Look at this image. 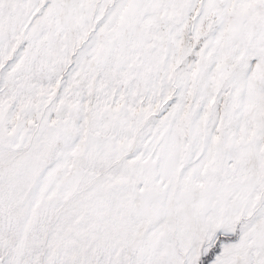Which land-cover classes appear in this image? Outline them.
Masks as SVG:
<instances>
[{
	"label": "snow or ice",
	"instance_id": "snow-or-ice-1",
	"mask_svg": "<svg viewBox=\"0 0 264 264\" xmlns=\"http://www.w3.org/2000/svg\"><path fill=\"white\" fill-rule=\"evenodd\" d=\"M0 264H264V0H0Z\"/></svg>",
	"mask_w": 264,
	"mask_h": 264
}]
</instances>
